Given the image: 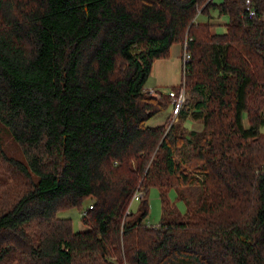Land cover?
I'll list each match as a JSON object with an SVG mask.
<instances>
[{
  "label": "trees",
  "instance_id": "1",
  "mask_svg": "<svg viewBox=\"0 0 264 264\" xmlns=\"http://www.w3.org/2000/svg\"><path fill=\"white\" fill-rule=\"evenodd\" d=\"M250 1L251 16L246 0H0V264H264V0ZM185 42L187 97L150 125L171 104L144 87L153 62ZM84 200L74 230L58 212Z\"/></svg>",
  "mask_w": 264,
  "mask_h": 264
},
{
  "label": "rangeland",
  "instance_id": "2",
  "mask_svg": "<svg viewBox=\"0 0 264 264\" xmlns=\"http://www.w3.org/2000/svg\"><path fill=\"white\" fill-rule=\"evenodd\" d=\"M205 19H206V17L203 15L198 16V20H205ZM173 48L175 49L176 45ZM172 53L173 52L171 50V54ZM161 63H162V61H160V60L156 61L157 66H159V64H161ZM181 79H182V75H181ZM153 82H154L153 76H148V78L146 79V82L144 84V87L150 91V88L152 89V86H153L152 83ZM177 85H179V83ZM169 88L170 87H163L162 90L165 89V92H166ZM184 94H185V98H186L187 92L185 91ZM170 110H171V104L164 111H160L156 115L149 118L147 123L150 125H154V124L159 123L160 121H165L166 119H168V122L176 121L177 120V116H176L177 114L173 115L170 112ZM188 120H190V119H186L184 121L185 124H187L188 128L201 126V123L198 126H195V123L190 125V122ZM243 120H244V123L247 124L245 115L243 117ZM193 121L195 122V120H192V122ZM259 128H260V131L264 135V125H261ZM2 139H3L4 147L9 154H11L17 158L23 159L22 151H21V149H20V147L16 141L11 139L8 136V134L3 135ZM168 197H169L171 202H174V205H175L178 213L183 215L186 212V202L184 201V199L177 198V193H176V190L174 188L170 189V191L168 192ZM147 201H148V214L144 218V221L149 223V224L156 225L160 221L161 216H162V205H161V200H160L159 191H158L157 187L152 186L149 188L148 194H147ZM88 202H89V200H84L81 208L71 207V208L62 209L58 212V215L71 217L73 229L74 230H81L84 228V226L81 223V210L87 206ZM139 202H140L139 199H133L131 201L130 208L132 211H136V209L139 205Z\"/></svg>",
  "mask_w": 264,
  "mask_h": 264
},
{
  "label": "crops",
  "instance_id": "3",
  "mask_svg": "<svg viewBox=\"0 0 264 264\" xmlns=\"http://www.w3.org/2000/svg\"><path fill=\"white\" fill-rule=\"evenodd\" d=\"M211 22L214 23V30L218 32H222L225 29L224 23L227 20L225 15H218L217 9H212V18ZM176 45V48L173 47ZM171 47L170 55L165 58L156 59L153 62L152 70L149 76H153L154 82L152 83V88H159L162 90L163 87H171L173 85H177L181 80L182 75V61H181V46L179 44H175ZM162 59V60H161ZM162 61L159 66H157L156 61ZM158 63V62H157ZM162 91H165L162 90ZM171 112V110H170ZM189 119V118H188ZM191 124L195 123V126L200 125L199 121H193L192 119L188 120ZM164 121H160L157 124L163 123ZM187 125V124H186Z\"/></svg>",
  "mask_w": 264,
  "mask_h": 264
},
{
  "label": "built area",
  "instance_id": "4",
  "mask_svg": "<svg viewBox=\"0 0 264 264\" xmlns=\"http://www.w3.org/2000/svg\"><path fill=\"white\" fill-rule=\"evenodd\" d=\"M246 10L248 12V16H251L254 14V8L251 5L250 0H246ZM186 47H187V44L185 42V44L183 45V49L181 51L182 76L186 72L187 62L191 59L190 52L187 50ZM179 84H180V82H179ZM150 91L154 92V89L150 88ZM166 92L169 95L170 100H171V113L173 115H176L177 112L179 111V108L182 106L183 102L185 101V94H184L185 89H184L183 85L180 84V88L178 91H176L173 87H170ZM141 194H142L141 191L135 192L134 198H138V196H140Z\"/></svg>",
  "mask_w": 264,
  "mask_h": 264
}]
</instances>
